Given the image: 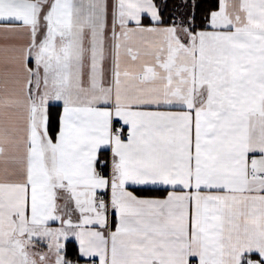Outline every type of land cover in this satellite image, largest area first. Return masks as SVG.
Listing matches in <instances>:
<instances>
[{"label":"snow or ice","instance_id":"6c2138e0","mask_svg":"<svg viewBox=\"0 0 264 264\" xmlns=\"http://www.w3.org/2000/svg\"><path fill=\"white\" fill-rule=\"evenodd\" d=\"M82 261L264 264V0H0V264Z\"/></svg>","mask_w":264,"mask_h":264},{"label":"trees","instance_id":"16d2710c","mask_svg":"<svg viewBox=\"0 0 264 264\" xmlns=\"http://www.w3.org/2000/svg\"><path fill=\"white\" fill-rule=\"evenodd\" d=\"M67 247H68L69 249H75L77 246L75 245V242H74L73 240H69V241L67 242Z\"/></svg>","mask_w":264,"mask_h":264},{"label":"crops","instance_id":"0c3cea01","mask_svg":"<svg viewBox=\"0 0 264 264\" xmlns=\"http://www.w3.org/2000/svg\"><path fill=\"white\" fill-rule=\"evenodd\" d=\"M82 264H83V261H82Z\"/></svg>","mask_w":264,"mask_h":264}]
</instances>
